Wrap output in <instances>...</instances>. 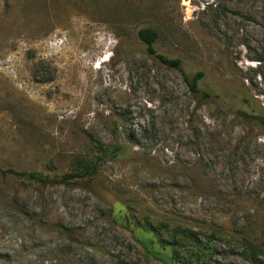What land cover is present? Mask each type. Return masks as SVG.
Segmentation results:
<instances>
[{
    "label": "rangeland",
    "instance_id": "rangeland-1",
    "mask_svg": "<svg viewBox=\"0 0 264 264\" xmlns=\"http://www.w3.org/2000/svg\"><path fill=\"white\" fill-rule=\"evenodd\" d=\"M145 27L213 98L148 53ZM245 97L264 108V0H0V168L56 180L0 171V264H264V125L237 114ZM89 136L126 152L62 181Z\"/></svg>",
    "mask_w": 264,
    "mask_h": 264
},
{
    "label": "trees",
    "instance_id": "trees-1",
    "mask_svg": "<svg viewBox=\"0 0 264 264\" xmlns=\"http://www.w3.org/2000/svg\"><path fill=\"white\" fill-rule=\"evenodd\" d=\"M139 38L147 46V51L150 55L158 58L162 63L173 67L179 70L184 77V80L189 87L190 91L196 96L199 104L205 103L208 99L213 98L214 93L203 86L200 87V84L203 82V71H197L194 74H190L183 67L182 60L180 58H169L168 56L161 54L156 49V43L158 42L159 34L158 31L152 27H145L139 30ZM249 99V100H248ZM244 106L241 107L237 114L242 115L246 120L255 121L257 120L259 124L264 125V108L255 107L250 101V97H245ZM91 143L93 144L96 153L93 155H83L79 157L76 161V170L72 174L64 175L62 181H67L72 178L79 177H93L99 170L100 165L107 160L108 158L117 157L126 152L125 143H117L113 146H108L103 142L97 140L93 136H89ZM131 139V138H130ZM0 171L10 174L12 176H17L20 180L29 185H54L56 180H50L46 178L42 172H18L14 169H7ZM3 192L2 185L0 184V194ZM11 204L17 203L15 199L10 200ZM24 211V210H23ZM166 227H169L167 224H164ZM60 228L66 232H71L69 228L60 226ZM246 243V247L249 252L252 254H258L259 252L255 250L254 247L250 246V242L247 239H243ZM196 243V237L193 236L191 229L188 226L176 224L171 231V239L168 243L173 251H181L184 249H189L190 244ZM147 251L150 252L149 245L146 246ZM206 253L210 252V249L205 251ZM262 252V251H261ZM203 256L202 252L197 254L195 260L198 262L199 257ZM187 264V263H186Z\"/></svg>",
    "mask_w": 264,
    "mask_h": 264
}]
</instances>
